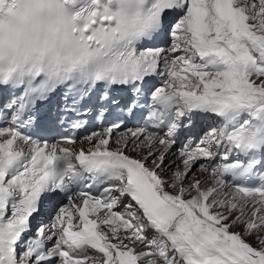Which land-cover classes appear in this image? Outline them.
Listing matches in <instances>:
<instances>
[{
    "label": "snow or ice",
    "instance_id": "6c2138e0",
    "mask_svg": "<svg viewBox=\"0 0 264 264\" xmlns=\"http://www.w3.org/2000/svg\"><path fill=\"white\" fill-rule=\"evenodd\" d=\"M0 264H264V0H0Z\"/></svg>",
    "mask_w": 264,
    "mask_h": 264
},
{
    "label": "bare ground",
    "instance_id": "6f19581e",
    "mask_svg": "<svg viewBox=\"0 0 264 264\" xmlns=\"http://www.w3.org/2000/svg\"><path fill=\"white\" fill-rule=\"evenodd\" d=\"M80 140H81V139H79V140L77 141L78 145H79ZM85 147H87L86 144H85ZM175 151H176V149L174 148V149H173V152H175ZM134 154L136 155L137 153H133V155H134ZM141 155H143V153H141ZM194 170H195V169H194ZM196 176L204 178L205 176L207 177V173L202 172V173H200L199 175L197 174Z\"/></svg>",
    "mask_w": 264,
    "mask_h": 264
},
{
    "label": "rangeland",
    "instance_id": "374dc122",
    "mask_svg": "<svg viewBox=\"0 0 264 264\" xmlns=\"http://www.w3.org/2000/svg\"><path fill=\"white\" fill-rule=\"evenodd\" d=\"M134 155H135V154H134ZM136 155H137V154H136ZM194 171H195V174H196V175H197V174L199 175L200 173H202L201 171H199V169H198V168H197V169H195ZM205 177H206V176H205ZM205 177H204V178H205ZM200 178H202V177H200Z\"/></svg>",
    "mask_w": 264,
    "mask_h": 264
}]
</instances>
